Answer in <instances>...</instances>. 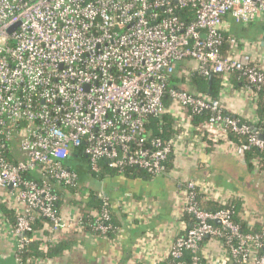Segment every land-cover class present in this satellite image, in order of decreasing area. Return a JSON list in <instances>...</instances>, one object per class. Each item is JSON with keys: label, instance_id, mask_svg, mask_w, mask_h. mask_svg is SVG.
Listing matches in <instances>:
<instances>
[{"label": "built area", "instance_id": "2783aa9c", "mask_svg": "<svg viewBox=\"0 0 264 264\" xmlns=\"http://www.w3.org/2000/svg\"><path fill=\"white\" fill-rule=\"evenodd\" d=\"M188 11L194 14L189 21L181 15ZM261 15L264 0H0V189L17 206L11 228L17 264H23L20 253L30 241L34 210L50 221L54 233L84 227L80 212L68 218L57 213L58 197L47 182L75 186L77 174L67 164L74 154L88 158L94 173L105 163L162 177L181 137H208L239 158L253 149L264 151L261 131L230 114L221 99L171 85L175 68L193 61L203 77L218 75L224 84L239 72L252 90L263 88L264 67L249 55L223 51L225 42L237 45L234 37L224 36L226 17L246 26ZM187 110L210 113L209 124L194 126ZM164 114L180 121L172 140L148 130ZM15 144L21 157L9 160ZM31 173L43 181L27 180ZM179 187L182 233L173 240L171 264H182L186 253L192 254L190 264H211L201 255L207 241L223 247L214 264H264V222L244 234L230 211L201 207V201L215 200L214 187L196 180ZM100 198L107 206L104 195ZM100 217L96 230L106 234L107 209Z\"/></svg>", "mask_w": 264, "mask_h": 264}, {"label": "crops", "instance_id": "0c3cea01", "mask_svg": "<svg viewBox=\"0 0 264 264\" xmlns=\"http://www.w3.org/2000/svg\"><path fill=\"white\" fill-rule=\"evenodd\" d=\"M224 32L237 41L236 46L229 44L228 51L237 56L249 55L264 67V15L246 26L226 17ZM180 66L174 84L189 90L184 78L196 63L189 61ZM220 99L230 114L250 123L260 122L258 96L250 86L235 85L232 75L222 84ZM172 118L173 129L179 132L175 128L179 119ZM11 156L16 160L21 157L17 144L12 146ZM169 162L170 171L162 177L117 175L106 177L101 185L92 181L85 184L88 181L82 180V199H86V194L90 195L89 199L109 196L117 208L120 226L113 239L67 232L63 239L74 242L71 249L47 264H159L166 260L173 240L182 233L179 220L184 192L179 186L193 180L216 189L215 203L241 200L240 217L248 227L260 226L264 222V164L249 165L224 143L209 147L203 138L191 140L183 137L175 142ZM72 165H79V172H85L82 162L75 160ZM66 207H63L64 211L69 209ZM16 211L10 193L0 189V264H16L17 239L11 231ZM73 214L71 209L65 215ZM222 254L223 247L217 241H207L201 251L211 264L222 259Z\"/></svg>", "mask_w": 264, "mask_h": 264}, {"label": "trees", "instance_id": "16d2710c", "mask_svg": "<svg viewBox=\"0 0 264 264\" xmlns=\"http://www.w3.org/2000/svg\"><path fill=\"white\" fill-rule=\"evenodd\" d=\"M182 17L186 18L188 21L192 20L193 12L188 11L186 13H181ZM227 39L228 35L224 34ZM230 43L225 42L223 47L224 53L228 52L230 49ZM182 66H177L175 68V73L173 75L171 85L175 86L174 80L176 79L177 72L181 69ZM188 71V70H187ZM232 75V81L235 85L241 86H251L248 81L241 75L239 72H234ZM188 78V79H187ZM184 81L188 82L189 90L185 88H181L189 91L192 94H197L201 96H207L215 100H220V93L222 90V80L220 76H214L213 80L210 81L209 77H203L199 74V72L195 71V69L189 68L188 75L184 78ZM253 91L258 95V111L260 116V122L258 124L250 123L254 126V129L261 131L264 136V87L260 90L255 86L253 87ZM188 116L191 118V123L194 126H207L209 124L211 114L204 113L200 115H196L187 110ZM174 121L170 114H164L159 119L153 120L148 128L150 134L163 138L164 140H172L178 132L173 129ZM230 137L234 140H243L240 137H236L235 135H230ZM204 141L209 147H213V143L208 139V137L204 138ZM9 160L13 159L11 156H8ZM246 162L249 165H253V161L255 159L260 160L261 164H264V151H260L257 149H253L245 155ZM82 162L85 172H79V165H75V167H71V164L75 162ZM80 160V161H79ZM71 161V162H70ZM70 162V163H69ZM68 167L77 174L78 179L76 180L75 186H66L60 185L52 179L47 180V182L52 186L53 193H55L58 197V202L56 205V211L62 217H72L75 213H79L82 216L83 220V228L80 230H74L71 232L73 235H82V234H92L95 236L107 237L113 239L116 235L117 229L120 226V222L118 220V211L113 203L112 199L109 196H104L106 198L108 205H105V200L102 198L93 197L91 199H82L80 194L81 186L85 182V184L92 181V183H97L101 185L106 177H116L117 175H124L125 177H137L141 175L148 174L144 170L138 168H129L126 167L123 170H114L110 169L105 163L100 164V172L94 173L90 170L88 158L84 155L78 154L70 157L67 162ZM73 166V165H72ZM168 172L170 171V162L167 165ZM77 170V171H76ZM84 174V176H83ZM149 175V174H148ZM83 176V177H82ZM150 176V175H149ZM27 180L35 181L41 183L43 178L39 176L37 173L27 174ZM152 177V176H151ZM84 180V181H82ZM67 205V209L70 211H74V214L71 216H67L66 211L63 210V207ZM201 207L209 212H216L219 210H227L231 212L232 220L235 224H238L241 228V231L244 234L250 233L251 230L247 226L245 222L240 217V213L242 210V202L241 200H231L227 204H218L215 202H200ZM104 209H107L109 221L108 224L111 225V228L106 232V234L101 233L96 230V224L98 221L101 222L103 220L100 215ZM96 211V212H95ZM14 213V212H13ZM14 224L17 223V213ZM35 220L32 222V231L27 233V238L30 240L25 250L20 253V256L23 258V264L26 263L27 260H40L43 261L41 264H47V261L55 259L61 256L65 251L71 249L74 242L63 239L66 235V232L54 233L51 230L50 221L42 216L39 210H34L33 212ZM100 217V218H99ZM97 220V221H96ZM106 224V223H105ZM107 225V224H106ZM256 230H260L257 227ZM46 246V249L43 248ZM16 254V253H15ZM192 254L186 253L184 258L182 259V264H190L191 263ZM171 258H167L166 260L160 262L159 264H171ZM17 264V263H16ZM228 264H237L234 260H231Z\"/></svg>", "mask_w": 264, "mask_h": 264}, {"label": "water", "instance_id": "95a60500", "mask_svg": "<svg viewBox=\"0 0 264 264\" xmlns=\"http://www.w3.org/2000/svg\"><path fill=\"white\" fill-rule=\"evenodd\" d=\"M213 78H214V75H211L210 76V81H212L213 80ZM262 139H264V137L262 136Z\"/></svg>", "mask_w": 264, "mask_h": 264}, {"label": "rangeland", "instance_id": "374dc122", "mask_svg": "<svg viewBox=\"0 0 264 264\" xmlns=\"http://www.w3.org/2000/svg\"><path fill=\"white\" fill-rule=\"evenodd\" d=\"M70 162H71V161H70ZM70 162H69V163H70ZM72 164H73V163H72ZM72 164H71V165H72Z\"/></svg>", "mask_w": 264, "mask_h": 264}]
</instances>
